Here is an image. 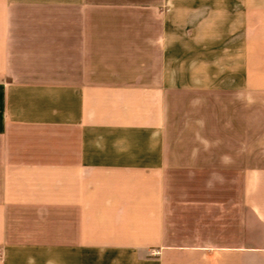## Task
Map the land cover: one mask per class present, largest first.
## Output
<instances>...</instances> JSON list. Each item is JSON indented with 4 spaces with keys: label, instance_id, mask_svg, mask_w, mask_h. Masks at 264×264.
<instances>
[{
    "label": "crops",
    "instance_id": "1",
    "mask_svg": "<svg viewBox=\"0 0 264 264\" xmlns=\"http://www.w3.org/2000/svg\"><path fill=\"white\" fill-rule=\"evenodd\" d=\"M264 264V0H0V264Z\"/></svg>",
    "mask_w": 264,
    "mask_h": 264
},
{
    "label": "rangeland",
    "instance_id": "2",
    "mask_svg": "<svg viewBox=\"0 0 264 264\" xmlns=\"http://www.w3.org/2000/svg\"><path fill=\"white\" fill-rule=\"evenodd\" d=\"M109 260H110V259H106L104 262H101V261L95 260L93 264H109Z\"/></svg>",
    "mask_w": 264,
    "mask_h": 264
}]
</instances>
